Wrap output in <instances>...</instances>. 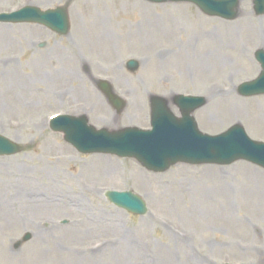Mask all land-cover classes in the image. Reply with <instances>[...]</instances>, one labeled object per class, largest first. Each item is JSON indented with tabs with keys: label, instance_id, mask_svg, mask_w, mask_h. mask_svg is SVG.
<instances>
[{
	"label": "rangeland",
	"instance_id": "1",
	"mask_svg": "<svg viewBox=\"0 0 264 264\" xmlns=\"http://www.w3.org/2000/svg\"><path fill=\"white\" fill-rule=\"evenodd\" d=\"M24 4L65 5L70 27L61 36L0 22V134L30 147L0 156V264H264L263 168L239 160L153 172L132 158L79 153L48 124L66 113L84 114L96 128H146L152 95L178 115L173 96L190 94L206 99L193 112L202 132L239 123L264 142V95L237 91L258 75L254 53L264 50V32L239 31L264 28L253 0H239L232 20L187 2L145 0H0V13ZM226 28L238 31L231 36ZM206 32L213 45H204ZM205 51L229 65L221 70L208 58L201 69ZM130 58L135 71L125 66ZM100 79L124 100L120 112L99 90ZM222 89L235 98H209ZM107 189L137 193L148 212L114 206Z\"/></svg>",
	"mask_w": 264,
	"mask_h": 264
},
{
	"label": "water",
	"instance_id": "2",
	"mask_svg": "<svg viewBox=\"0 0 264 264\" xmlns=\"http://www.w3.org/2000/svg\"><path fill=\"white\" fill-rule=\"evenodd\" d=\"M150 2H191L205 14L232 19L237 14L238 0H148ZM254 11L264 13V0H254ZM1 21H33L42 23L60 34L68 31L69 22L65 7L41 11L27 6L10 14H0ZM261 63V74L252 82L242 83L238 91L249 96L264 94V51L256 52ZM134 68L136 62L127 63ZM112 105L121 110L124 102L115 95L106 82L100 83ZM174 103L179 107L181 117L173 115L167 102L161 97L151 99V129L124 127L116 130L96 129L88 124L85 116L58 115L50 121V128L62 132L64 140L81 153H104L118 157L136 159L143 167L155 172H163L177 162L189 164L215 163L230 164L236 160H246L264 168V143L251 139L244 128L235 124L219 135L210 136L198 130L190 115L205 103L202 97L177 95ZM30 149L0 135V155H11ZM105 197L115 206L133 214L143 215L147 208L143 199L132 191L107 190ZM29 239L25 234L18 246ZM229 264V263H225Z\"/></svg>",
	"mask_w": 264,
	"mask_h": 264
},
{
	"label": "bare ground",
	"instance_id": "3",
	"mask_svg": "<svg viewBox=\"0 0 264 264\" xmlns=\"http://www.w3.org/2000/svg\"><path fill=\"white\" fill-rule=\"evenodd\" d=\"M226 32V34L228 35H234L238 29L236 28H226L224 30ZM239 31H242L243 34L245 35H253V36H257L259 35L260 33L264 32V28L260 29L258 27H255V26H243ZM212 34H209L208 32L205 33V36H204V45L208 44V45H213L214 44V40L211 38ZM257 42L255 43H258L260 44L261 42L256 39ZM255 41V39L253 40ZM236 52H240L239 50L236 51ZM208 52L205 51L202 53V55L200 56L198 62H199V66L201 69H205V61L208 59V58H212L213 62L217 63V66L222 70L224 67H226L227 65H229V62L227 60V58L224 56V55H219L218 57H211V56H208ZM241 60H243V57H241ZM220 94V95H219ZM233 91L230 90V89H222V92L218 93V94H215L214 92L210 94L209 98L215 96V95H219L220 99L223 101V102H228V100L232 99V98H235V95H233Z\"/></svg>",
	"mask_w": 264,
	"mask_h": 264
}]
</instances>
